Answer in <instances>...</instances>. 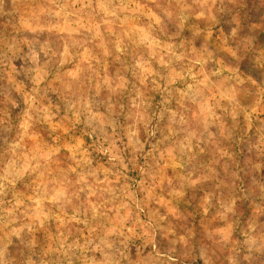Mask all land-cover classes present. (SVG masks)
<instances>
[{
	"label": "clouds",
	"instance_id": "clouds-1",
	"mask_svg": "<svg viewBox=\"0 0 264 264\" xmlns=\"http://www.w3.org/2000/svg\"><path fill=\"white\" fill-rule=\"evenodd\" d=\"M0 264H264V0H0Z\"/></svg>",
	"mask_w": 264,
	"mask_h": 264
}]
</instances>
